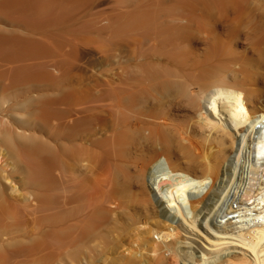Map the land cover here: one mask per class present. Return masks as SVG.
<instances>
[{
	"label": "bare ground",
	"instance_id": "1",
	"mask_svg": "<svg viewBox=\"0 0 264 264\" xmlns=\"http://www.w3.org/2000/svg\"><path fill=\"white\" fill-rule=\"evenodd\" d=\"M9 168L55 264H264V9L0 0Z\"/></svg>",
	"mask_w": 264,
	"mask_h": 264
},
{
	"label": "rangeland",
	"instance_id": "2",
	"mask_svg": "<svg viewBox=\"0 0 264 264\" xmlns=\"http://www.w3.org/2000/svg\"><path fill=\"white\" fill-rule=\"evenodd\" d=\"M264 9V0H251ZM0 172V182L4 176H11L15 181L21 177L19 171L11 175L12 168ZM32 234L33 244L28 242L27 229L23 219V205L20 199L0 190V264H55L50 241L45 235ZM42 242L35 246L36 240Z\"/></svg>",
	"mask_w": 264,
	"mask_h": 264
}]
</instances>
